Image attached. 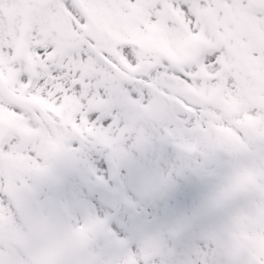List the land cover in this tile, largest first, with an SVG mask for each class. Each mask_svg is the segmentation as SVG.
<instances>
[{"label":"snow or ice","instance_id":"1","mask_svg":"<svg viewBox=\"0 0 264 264\" xmlns=\"http://www.w3.org/2000/svg\"><path fill=\"white\" fill-rule=\"evenodd\" d=\"M249 21L264 32V0H0V110L65 136L40 154L0 123V264H264V93L248 91L264 83L239 55L250 42L264 63V46ZM157 145L177 154L164 172L142 167ZM188 175L219 177L202 214L226 218L204 245L183 244L195 218L147 234L142 204Z\"/></svg>","mask_w":264,"mask_h":264},{"label":"rangeland","instance_id":"2","mask_svg":"<svg viewBox=\"0 0 264 264\" xmlns=\"http://www.w3.org/2000/svg\"><path fill=\"white\" fill-rule=\"evenodd\" d=\"M153 44H155L157 47L167 49L173 56L176 55L175 52H173L168 46L167 41L162 40V38H154ZM240 45V59L248 69L251 67L249 71H251L259 81L264 83V71L262 72L259 68V66L264 67V63H261L259 60H255L251 56L250 52L248 51L249 47L251 46L250 42L241 40ZM254 90L264 93V88H255ZM217 98L221 101H224V97L222 95H218ZM224 102L227 103V101ZM232 106L234 108L237 107V102H233ZM0 115L9 117L13 122L14 130L21 131L26 136H28L32 140L33 144L38 148L40 154H45L50 150L49 148H46L43 143L46 139L50 140L51 138L46 133L34 132L33 130L26 128L20 118L16 117L14 114L8 113L5 110H0ZM57 138L65 140L64 135L59 133L57 130L56 139L51 138L53 140V147L56 151V145L58 144ZM63 147L64 145L60 146V149ZM149 151H151V153L148 152L150 155H147L142 162V167L144 169H148L153 172H164L168 169L170 164L176 162V151L170 145H157L155 148L150 149ZM167 156L169 159L172 158L169 160V163H165ZM226 160V157L222 158L220 161L213 163L211 168L215 169L218 173L221 172V175H223V173L227 171ZM12 165L19 167L21 170L30 167L27 159L23 156L13 158ZM108 167L109 166L107 164L106 169L101 170V172L106 173ZM122 178L129 185V187H131L135 180L134 177L129 176L127 169H124ZM210 179H213V182H211ZM218 182H220L218 176L199 177L188 175L187 177H177L176 184L172 189L168 190L163 195L156 196L155 199H149L145 201L139 209V220L144 225L145 232L151 235L165 230L167 227L175 224L178 220L185 219V211L191 208V217L189 218L194 216L197 218V221L193 223L191 230L185 234L183 239L184 245H204L205 241L201 238V234L204 231L211 230L221 223L220 221H217L218 217L213 216V213L202 214V210L206 207L209 197L216 191L219 185ZM67 185L69 186L68 190L77 193L81 199L93 205L99 204L95 198L94 200L88 197L85 190H82V185L78 183L75 178L68 179ZM130 194L134 195V193ZM227 211L228 210H221L217 211L216 213L226 218ZM183 212L184 214H181ZM121 236H124L123 232L121 233Z\"/></svg>","mask_w":264,"mask_h":264}]
</instances>
